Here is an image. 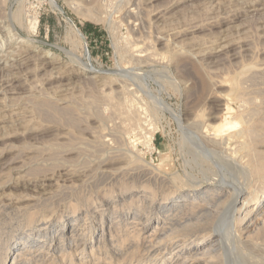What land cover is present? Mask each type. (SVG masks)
Instances as JSON below:
<instances>
[{"label":"rangeland","instance_id":"1","mask_svg":"<svg viewBox=\"0 0 264 264\" xmlns=\"http://www.w3.org/2000/svg\"><path fill=\"white\" fill-rule=\"evenodd\" d=\"M263 65L264 0H0V261L167 264L172 244L225 224L222 247L202 264H242L240 249L247 264H264V219L243 235L234 217L243 202L233 207V185L255 194L244 124L217 131L230 116L264 122ZM197 189L225 196L189 223L204 199ZM172 196L187 206L161 210ZM225 216L233 226L220 224ZM62 218L70 246L87 242L84 251H11ZM172 219L183 226L155 240L168 247L162 255L148 256L146 240Z\"/></svg>","mask_w":264,"mask_h":264},{"label":"bare ground","instance_id":"2","mask_svg":"<svg viewBox=\"0 0 264 264\" xmlns=\"http://www.w3.org/2000/svg\"><path fill=\"white\" fill-rule=\"evenodd\" d=\"M52 2V1H51ZM55 3V2H54ZM52 4H53V2H52ZM54 7H55V5H54ZM56 8V7H55ZM37 24H38V22L37 21H35V23H34V26H33V28L35 29L36 28V26H37ZM32 28V29H33ZM85 47V46H84ZM86 51V50H85ZM72 55V54H71ZM86 55H87V53H86ZM72 56H74V55H72ZM75 57V56H74ZM8 58V57H7ZM88 58V57H87ZM76 59V58H75ZM79 60H80V58H79ZM3 61V60H2ZM79 62V61H78ZM260 63V62H259ZM83 65V64H82ZM264 66V65H263ZM2 70V69H1ZM261 72V71H260ZM263 73V72H262ZM252 75V74H251ZM255 75H257L256 73H255ZM259 75H260V73H259ZM254 76V75H253ZM262 76V75H261ZM264 77V76H263ZM262 77V78H263ZM250 78V77H249ZM256 78V77H255ZM261 78V79H262ZM247 79V78H246ZM259 80H260V77L258 78ZM247 80H249V79H247ZM251 80V79H250ZM254 81H255V79H254ZM259 82V81H258ZM261 82H263V81H261ZM247 83L248 82H246V86H248L247 85ZM252 83H254V82H252ZM256 83H257V78H256ZM236 84V83H235ZM251 84V83H250ZM260 84V83H259ZM242 85V84H241ZM252 85V84H251ZM254 85V84H253ZM252 85V86H253ZM257 85H258V83H257ZM262 85V84H261ZM261 85H259V86H261ZM239 86H240V84H239ZM246 86H244V88L246 87ZM256 86V85H255ZM250 87V86H249ZM257 87V86H256ZM243 88V87H242ZM253 88V87H252ZM239 88L237 87V93H238V95H239ZM244 90V89H243ZM245 90H246V88H245ZM263 93H264V91H263ZM242 95V94H241ZM259 95V94H258ZM261 98V97H260ZM259 99V98H258ZM119 100V99H118ZM128 101H130V100H128ZM255 100H253V104L255 103L256 104V101L254 102ZM258 101V100H257ZM119 102H120V100H119ZM131 102V101H130ZM129 102V103H130ZM244 102H245V100H244ZM243 102V103H244ZM250 102H252V100L250 101ZM260 102H262V100L260 101ZM263 102H264V100H263ZM125 103V102H124ZM160 103V102H159ZM243 103H241V105L243 104ZM258 103V102H257ZM45 104V103H44ZM248 104V103H247ZM252 104V103H251ZM114 106H115V104H113ZM112 105V106H113ZM245 105V104H244ZM244 105H242V106H244ZM43 106H46V105H43ZM53 106V105H52ZM252 106V105H251ZM262 106V105H261ZM41 107V106H40ZM50 107H51V105H50ZM132 107V106H131ZM259 107V106H258ZM47 108H49V107H47ZM55 108V107H54ZM114 108V107H113ZM117 108V107H116ZM245 107H243V109H244ZM50 109V108H49ZM242 109V110H243ZM55 110V109H54ZM65 110V109H64ZM116 110V109H115ZM118 110V109H117ZM116 110V111H117ZM262 110V109H261ZM41 111V110H40ZM51 111H53L52 109H51ZM61 111V110H60ZM121 111V110H120ZM124 111V110H123ZM226 111H227V114H230L231 115V109L230 108H226ZM231 111V112H230ZM44 113H46L45 112V110L43 111ZM49 112V111H48ZM55 112V111H54ZM58 112V111H57ZM119 112V111H118ZM251 112H252V110H251ZM262 112V111H261ZM260 112V113H261ZM63 113H65L64 111H63ZM71 113H72V111H71ZM122 113V112H121ZM127 113H128V111H127ZM259 113V114H260ZM263 113V112H262ZM41 114H43L42 113V111H41ZM48 114H52V113H47V114H43L44 115V117H45V115H46V118H51L52 119V116H50L49 115V117H47V115ZM68 114V113H67ZM70 114V113H69ZM69 114H68V116H69ZM117 114V113H116ZM253 114L255 115V118H253L254 120H251L250 121V119L252 118V116H250L251 118L248 120V117H247V120L246 119H244V117H241L240 118V120H239V118L235 121V119L234 118H232L231 116L229 117L230 119H225L221 124H219V125H217V131L218 132H221V134H224L223 132H226V131H228V130H234L235 128H237V127H239V125H240V123L242 122L243 124H244V126H243V128H242V130L239 132V134L242 136V138H244V140H245V142H244V144H245V149L247 150V161H246V174L248 175V177L252 180V182H253V186H254V188H255V194L254 195H252V193H250V192H248V190L246 189V188H244V186L245 185H243V186H241V184H240V182H239V184H238V181L236 180V182L235 181H233V182H235V184L237 183L238 185L237 186H234L233 185V187H234V189L232 188V191L231 192H233L234 191V193H235V201H234V205H233V207L235 208L236 206H238L237 205V202L239 201V203L242 201L243 202V207H241V208H239V207H237L236 208V210H234V213H235V218L237 219V220H239L240 221V226H241V233L243 234V235H248V233L250 234V232H252V230L254 229L253 228V225H254V222H256L257 221V223H258V220H260L261 218H263L264 219V122H263V120L262 119H259L258 118V116L256 117V115L257 114H255V112H253ZM253 114H250V115H253ZM43 115H41V116H43ZM53 115V114H52ZM58 115H60V113L58 114ZM71 115V114H70ZM62 116H63V114H62ZM67 116V115H66ZM129 116H131V115H129ZM229 116V115H228ZM56 117V116H55ZM226 117V116H225ZM45 118V119H46ZM54 118V117H53ZM56 118H58V117H56ZM68 118V117H67ZM60 119V118H59ZM64 119V121H65V118H63ZM69 119V118H68ZM71 121H73L72 119H70ZM52 121H54V122H56L55 120H52ZM58 122H59V120H58ZM69 122V121H68ZM57 123V122H56ZM64 123H67V122H64ZM75 123V122H74ZM76 123H77V121H76ZM70 124H71V122H70ZM73 124V123H72ZM71 124V125H72ZM79 124V123H78ZM70 125V126H71ZM75 125V124H74ZM74 125L72 126V127H74ZM67 126H69V124L67 125ZM75 127H78V126H75ZM127 127V126H126ZM125 127V128H126ZM128 128H130V127H128ZM76 129V128H75ZM125 130V129H124ZM129 130V129H128ZM223 131V132H222ZM217 133V132H216ZM215 133V134H216ZM218 134V133H217ZM227 134V133H226ZM198 136V135H197ZM216 136V135H215ZM230 137H232V135L230 136ZM200 138V137H199ZM207 138V137H206ZM212 139V138H211ZM201 140V139H200ZM223 141V140H222ZM211 143H213V142H211ZM239 145H240V143H239ZM217 146V145H216ZM234 147V146H233ZM232 147V148H233ZM236 147V146H235ZM234 153V152H233ZM235 154H236V152H235ZM236 157H238V156H236ZM246 158V157H245ZM225 159V158H224ZM236 160V159H235ZM232 161H233V163H234V165H237V164H235V161L232 159ZM232 161H231V163H232ZM35 164V163H34ZM226 164H227V162H226ZM233 165V164H232ZM240 166V165H239ZM238 166V167H239ZM27 167H28V165H27ZM234 167V166H233ZM236 167V166H235ZM26 168V167H25ZM237 168V167H236ZM241 168H242V166H241ZM241 168H239L240 169V171H241ZM40 169V168H39ZM38 169V170H39ZM238 169V170H239ZM230 170H232V169H230ZM229 170V171H230ZM234 170V169H233ZM238 170H237V172H238ZM244 171H241V172H244L245 173V169H243ZM235 171V170H234ZM27 172V171H26ZM31 172H33V171H31ZM30 173V172H29ZM28 173V174H29ZM232 173V172H231ZM244 173H242L241 175L242 176H244L245 174ZM27 174V173H26ZM239 174V173H238ZM244 174V175H243ZM230 175V174H229ZM229 175H228V177H229ZM233 176H235V175H233ZM225 177V176H224ZM245 178V177H244ZM243 178V180H245ZM235 179H237V178H235ZM231 180V179H230ZM222 181V180H221ZM224 182V181H223ZM232 182V183H233ZM249 183V182H248ZM228 184V183H227ZM234 184V183H233ZM243 184H244V182H243ZM223 185V184H222ZM228 185H230V184H228ZM213 186V185H212ZM215 186V185H214ZM224 186V185H223ZM226 186V185H225ZM231 187V186H230ZM222 188V187H221ZM216 189V188H215ZM227 189V188H226ZM231 189V188H230ZM230 189H228V190H230ZM186 190V189H185ZM202 190H203V188H202ZM202 190H199V189H197V190H193L194 191V193H196V196L194 197V198H200L201 200H202V198H204L202 201H201V203H199L196 207H194V208H196L195 209V211L194 212H192V213H189V214H187V216L186 217H184V219L183 220H185L186 218H187V220L186 221H188L189 223H190V220H193L194 221V219L193 218H196V219H198V218H202L203 217V215L205 214V213H207V208H208V206H210V204H214V203H220L221 201H222V198H224V190L222 191L223 192V194H220V195H218L217 197H216V199L215 200H212V198H215V197H213V196H215L217 193H218V190H217V192L215 191V192H213L212 191V189L211 190H209V189H206V190H204V191H202ZM253 190V189H252ZM118 191V190H117ZM220 191V190H219ZM176 192V191H175ZM227 192H229V191H227ZM220 193V192H219ZM230 193V192H229ZM228 193V194H229ZM172 194V193H171ZM226 194V193H225ZM177 195V194H176ZM232 196V195H231ZM143 197V196H142ZM133 198V197H132ZM139 198V197H138ZM181 198L180 197H178V196H172V197H169L168 199H167V201L166 202H164L163 204H162V206H161V210H166L165 212H168V211H175V209L174 208H184V207H186L187 205V203L185 204V205H180L179 203H178V201L180 200ZM231 199V198H230ZM184 200V199H183ZM123 201V200H122ZM187 201V200H186ZM190 201V200H189ZM233 201V200H232ZM195 202V201H194ZM251 202H255V208H251V209H247V208H245L244 209V207L245 206H247L249 203H251ZM178 203V204H177ZM229 203V202H228ZM227 203V204H228ZM233 203V202H232ZM17 204V203H16ZM194 205V204H193ZM217 205V204H216ZM228 205H231L230 203L228 204ZM189 206V205H188ZM215 205H213V207H214ZM218 206V205H217ZM133 207V206H132ZM216 207V206H215ZM227 207V206H226ZM226 207H225V205H224V209H226ZM229 207V206H228ZM210 208V207H209ZM219 208V207H218ZM174 209V210H173ZM190 209V208H189ZM223 209V210H224ZM22 210V209H21ZM193 209H191L190 211H192ZM219 210V209H218ZM184 211V210H183ZM183 211H181V212H183ZM211 211H213L212 209H211ZM229 211V210H228ZM227 211V212H228ZM231 211V210H230ZM178 212V211H177ZM226 212V214H228L227 216H232V214H230L229 215V213L230 212H228L227 213ZM93 213V212H92ZM91 213V214H92ZM120 214V213H119ZM179 214V213H178ZM178 214H177V216H178ZM216 214V213H215ZM162 215V214H161ZM164 215V214H163ZM166 215V214H165ZM169 214L167 213V216H168ZM208 215V214H207ZM136 216V215H135ZM159 216V215H158ZM173 216V215H172ZM176 216V215H175ZM208 216H210V218H211V214L210 215H208ZM208 216H207V218H208ZM222 216V215H221ZM170 217V216H169ZM224 217V216H223ZM233 217V216H232ZM106 218V217H105ZM161 218V217H160ZM203 218H206V216L205 217H203ZM225 218L226 219H228L226 216H225ZM28 219H29V222L30 223H32L33 221H34V219H35V215L34 214H30L29 215V217H28ZM80 219V218H79ZM195 219V220H196ZM212 219V218H211ZM224 219V218H223ZM38 220V219H37ZM167 220H170V219H167ZM199 220V219H198ZM204 220V219H203ZM209 220V219H208ZM185 221V222H186ZM193 221H192V223H193ZM221 221H223V220H221ZM220 221V224L221 223H224V222H226V223H229V224H232V223H230L231 221L228 219V221H223V222H221ZM261 221H262V219H261ZM71 222V221H70ZM81 222V221H80ZM163 222V221H162ZM171 223H170V225H169V227H167V228H162L161 230H155V231H153L152 233H151V235L152 236H150V237H152V240H149L148 242H147V240H146V243L145 244H147V246L145 247V250L147 251V253L149 254L148 256H151V255H154L155 254V252H157V251H159V252H161V251H166L167 250V245L166 246H164V244L161 242V241H155L158 237L160 238V236H163L162 234H164L165 232L167 233V231L168 230H170V231H177L178 230V228H176L175 226H181V224H182V226H183V222H181V219H172L171 221H170ZM197 222V221H196ZM202 222V221H201ZM204 222V221H203ZM110 223V222H109ZM199 223H200V220H199ZM70 223H68L65 219H61L59 222H57V224L55 223V225H54V227H50L49 228V231L47 232V233H44V231L43 230H41V229H37L35 232H31V234H29V235H27V237H24V239H23V241H21V242H18V243H16V244H14V245H11L10 247H11V251H13V253H17V256H20L21 254V252L22 251H24L25 250V248L27 249L28 248V251H30L31 252V254H33L32 253V251L33 252H39V254H38V256H42V254L43 253H45V252H47V253H51V254H56V253H58L59 251H62V249L63 248H65V247H69L70 249H72V250H74L75 251V253H76V251H78V250H80V251H84V248H85V246L87 245V242H82V241H77V242H75V243H73L72 244V246H70L71 245V243H72V239H73V237H74V230L72 229V231L71 232H69V233H71V234H69L68 235V230L70 229V225H69ZM72 224V223H71ZM204 224V223H203ZM163 225V224H162ZM168 225V224H167ZM195 225V224H194ZM201 225V224H200ZM217 225H219V223L217 224ZM227 225V224H226ZM234 224H232V226H233ZM76 226V225H75ZM160 226H161V223H160ZM187 226V225H186ZM185 226V227H186ZM222 225H220V226H218V228L217 229H219L220 227H221ZM223 226H224V228H223V230L226 228V226H225V224H223ZM222 226V227H223ZM228 226V225H227ZM175 227V228H174ZM222 227L219 229V230H212L211 231V234H209L208 236H202V237H198V238H196V239H194V240H190L191 238H189L188 236H185L184 237V240H183V242H182V240H180L182 243H183V245L181 246V245H179V243L178 242H180V241H178L176 244H172V247H171V250L173 249V252L171 253V257L169 258V264H202V263H206L205 261L207 260V258H210L209 256L210 255H212V253H214L216 250H218V249H220V247H222V238H225L226 237V235H224L223 236V232H225V231H222ZM229 227H231V226H229ZM229 227H227L226 229L227 230H230V228ZM236 226H234V228H235ZM76 228V227H75ZM187 228V227H186ZM188 228H189V226H188ZM193 228V227H192ZM233 228V227H232ZM47 229V228H46ZM61 230L62 231V240H63V242H57L56 241V238H54V236H55V233L58 231V230ZM102 229V228H101ZM155 229V228H154ZM181 229H182V227H181ZM225 229V230H226ZM238 229V228H237ZM67 230V232H65ZM189 230V229H188ZM203 230V229H202ZM205 230V229H204ZM226 230V231H227ZM103 231V230H102ZM191 231V230H190ZM188 232V231H187ZM186 232V233H187ZM196 232V231H195ZM210 232V231H209ZM169 233V232H168ZM185 233V234H186ZM253 233V232H252ZM65 234H67V236L65 237ZM176 234V233H175ZM224 234H226V233H224ZM169 235V234H168ZM165 236V235H164ZM163 236V237H164ZM175 236H177V235H175ZM174 235H173V237H175ZM231 238V237H230ZM229 238V239H230ZM42 239L43 240H45V241H48L49 240V242H45L44 243V241L42 242ZM66 239V240H65ZM148 239V238H147ZM169 239V238H168ZM226 239V238H225ZM82 240V239H81ZM89 240V239H88ZM119 240V239H118ZM61 241V240H60ZM120 241V240H119ZM153 241H155V243L153 242ZM191 241V242H190ZM113 242H115V241H113ZM145 242V241H144ZM165 242H166V240H165ZM246 242V241H245ZM257 242H259V240L257 241ZM262 242V241H261ZM264 242V241H263ZM63 243V244H62ZM100 244V243H99ZM132 244V243H131ZM148 244H150V245H148ZM249 244V243H248ZM104 245V244H103ZM112 245V244H111ZM243 245V244H242ZM245 245V244H244ZM250 245H252L251 243H250ZM254 245V244H253ZM132 246V245H131ZM144 246V245H143ZM259 247H260V245H258ZM73 247V248H72ZM167 247V248H166ZM245 247H247L246 245H245ZM249 247V246H248ZM262 247V246H261ZM264 247V246H263ZM103 248V247H102ZM253 248H255V247H253ZM252 248V249H253ZM128 249V248H127ZM251 249V250H252ZM258 249H260V248H258ZM263 249V248H262ZM144 250V249H143ZM144 250V251H145ZM223 250V249H222ZM230 250V249H229ZM254 251H255V249H253ZM264 250V249H263ZM27 251V252H28ZM42 251V252H41ZM73 251V252H74ZM111 251V250H110ZM120 251V250H119ZM145 251V252H146ZM42 254H41V253ZM113 252H115V251H113ZM118 252V251H117ZM163 252H161L160 254L162 255L163 254ZM218 252V251H217ZM224 252H226V251H224ZM230 252V254H231V251H229ZM10 253V252H9ZM119 253V252H118ZM244 252L242 251V249H240L239 250V257H240V259H242L241 261H243L244 262V264L246 263H248V261L247 260H249V259H247L246 260V255L245 254H243ZM23 254V253H22ZM115 254V253H114ZM122 254H124V253H122ZM134 254H135V252H134ZM12 255V254H11ZM28 255V254H27ZM116 255V254H115ZM115 255H113V256H115ZM258 255H260V254H258ZM10 256V254H8V256L6 257V258H4V259H2L1 261H0V264H6V262L8 261V257ZM31 256V255H30ZM117 256V255H116ZM215 256V255H214ZM261 256V255H260ZM14 257V256H13ZM46 257V256H45ZM128 257V256H127ZM15 258V257H14ZM40 258V257H39ZM121 258V257H120ZM29 259V258H28ZM78 259V258H77ZM86 259V258H85ZM122 259V258H121ZM226 259V258H225ZM15 260V259H14ZM36 260V259H35ZM80 260V259H79ZM78 260V261H79ZM210 260V259H209ZM25 261V260H24ZM27 261V260H26ZM168 261V260H167ZM232 261V260H231ZM247 261V262H246ZM165 263H166V260L164 261ZM226 262H229V261H226ZM243 262H242V264H243ZM156 263V262H155ZM167 263V264H168ZM210 263V262H209ZM10 264V263H9ZM25 264V263H24ZM83 264V263H82ZM231 264V263H230ZM241 264V263H240ZM255 264V263H254Z\"/></svg>","mask_w":264,"mask_h":264},{"label":"trees","instance_id":"3","mask_svg":"<svg viewBox=\"0 0 264 264\" xmlns=\"http://www.w3.org/2000/svg\"><path fill=\"white\" fill-rule=\"evenodd\" d=\"M86 33H87L88 36H90V34H89V29L86 31Z\"/></svg>","mask_w":264,"mask_h":264}]
</instances>
